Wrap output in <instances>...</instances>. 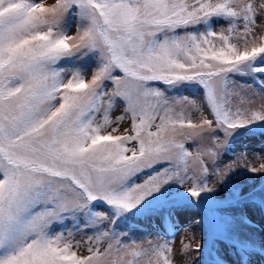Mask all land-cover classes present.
Here are the masks:
<instances>
[{
  "label": "snow or ice",
  "instance_id": "1",
  "mask_svg": "<svg viewBox=\"0 0 264 264\" xmlns=\"http://www.w3.org/2000/svg\"><path fill=\"white\" fill-rule=\"evenodd\" d=\"M261 124L264 0H0V264H176L174 238L118 221L171 183L264 173L217 163Z\"/></svg>",
  "mask_w": 264,
  "mask_h": 264
},
{
  "label": "rangeland",
  "instance_id": "2",
  "mask_svg": "<svg viewBox=\"0 0 264 264\" xmlns=\"http://www.w3.org/2000/svg\"><path fill=\"white\" fill-rule=\"evenodd\" d=\"M237 79L248 80L247 77ZM168 91L198 97L203 90L199 85L186 84ZM260 102L256 100L257 104ZM241 153H247L250 160L256 154L264 156V124L239 130L224 150L218 166L236 160ZM163 166L157 165L139 174L134 181L142 182L146 175ZM160 200L161 206L150 205ZM211 202L221 207L212 208ZM95 207L104 210L107 205L98 202ZM118 223V230L130 233L134 239L143 235L174 238L176 264H182L184 245L194 248L199 242L200 250L191 253L192 264H264V173L237 167L215 192L203 193L199 199L179 184H168L121 217ZM75 239L82 237L76 235Z\"/></svg>",
  "mask_w": 264,
  "mask_h": 264
},
{
  "label": "trees",
  "instance_id": "3",
  "mask_svg": "<svg viewBox=\"0 0 264 264\" xmlns=\"http://www.w3.org/2000/svg\"><path fill=\"white\" fill-rule=\"evenodd\" d=\"M163 202H161V200H160V202H157V203H150V205L151 206H154V207H158V206H161V204H162ZM207 205V204H206ZM210 206H212V208H218V207H221V205H217L216 203H210ZM209 217L210 218H212L211 217V214H209Z\"/></svg>",
  "mask_w": 264,
  "mask_h": 264
}]
</instances>
